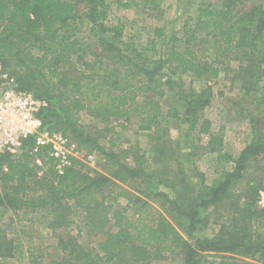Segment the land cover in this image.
Wrapping results in <instances>:
<instances>
[{
    "label": "trees",
    "instance_id": "trees-1",
    "mask_svg": "<svg viewBox=\"0 0 264 264\" xmlns=\"http://www.w3.org/2000/svg\"><path fill=\"white\" fill-rule=\"evenodd\" d=\"M188 19L190 22L171 36L164 27H153L147 44L138 46L124 39V27L113 21L108 0H0V61L4 69L15 78L18 88L47 102L39 113L47 128L69 136L80 147L96 149L101 157L107 156L111 173L93 177L82 171L83 163L78 162L79 169L67 168L53 183L36 184L26 192L28 187L19 186V164L10 161L8 152L0 153V159L10 163L1 184L0 206L26 213L45 210L50 215L48 226L54 230L67 225L75 208L85 210V225L90 234L97 235L99 225L91 224L94 212L104 208L108 196L120 188L116 179L145 175L147 198H161L165 211L151 212L148 201L129 197L121 189L116 194L128 196L138 206L142 227L137 236L130 234L122 240L118 234L104 233L107 241L99 242L104 257L92 256L74 238L64 240L57 235L64 255L52 264H101L104 259V264H109L118 257L121 240L124 246H131L135 238L146 248L154 242L167 244L173 238L174 247L184 252L185 264H203L201 256L206 251L237 252L264 264V239L255 241L252 235L253 226L259 232L264 229V207H257L255 201L264 189L263 174L256 175V164L264 156V135L253 124L255 137L233 159L234 167L221 172L212 184L201 182L197 187L189 179L188 168L200 173L196 157L201 156L200 150L219 152V134L204 145L186 148L183 130L189 123L187 135L196 132L212 100L208 82L228 71L225 66L230 61L245 63L234 71V80L239 79L242 88L264 92V0H205ZM184 76L200 86L188 88ZM168 97L170 103L165 101ZM83 113L93 122L103 123L104 131H114L115 121L124 125L121 120L136 118L138 128L148 132L147 171L141 162L129 165L99 144L86 131L87 126L81 125ZM173 129L177 137L171 135ZM201 132H209L207 124ZM32 144L33 138L25 142ZM47 148L39 156L52 162ZM129 151L144 161L139 146ZM153 163L157 169L149 171ZM248 175L254 177L246 179ZM155 181L170 186L175 198L160 191ZM238 186L240 192H236ZM220 208V218L228 223L222 233L198 237L201 211ZM13 255V241L1 230L0 264ZM36 262L33 258L32 263Z\"/></svg>",
    "mask_w": 264,
    "mask_h": 264
},
{
    "label": "rangeland",
    "instance_id": "rangeland-1",
    "mask_svg": "<svg viewBox=\"0 0 264 264\" xmlns=\"http://www.w3.org/2000/svg\"><path fill=\"white\" fill-rule=\"evenodd\" d=\"M203 1L205 0H108L113 21L122 24L124 27V39L135 42L138 46L147 44L153 27H164L166 34L171 36L175 29H180L184 23L190 22L188 17L196 15V10ZM241 65H245V63L239 65L238 61L228 62L225 66L228 71L224 70L217 78L208 82L212 92V100L202 113V120L197 125L196 132L193 131L192 135L188 136L186 131L189 123L183 120L186 123V126L183 127L186 148L192 145L199 146V143L204 145L211 140L214 134H219L220 142L216 139L220 144V147L217 146L219 152L209 153L200 150L201 156L196 157L200 173H194L188 168L189 179L197 187L198 183L201 182L206 185L212 184L221 175V172L231 170L234 167L233 159L255 137L253 124L264 135V92H261L260 89L257 92L255 90L247 92L241 87L239 79L234 80V71L239 70ZM262 76L264 80V67ZM187 77L190 78L184 76L188 81V88L200 86L196 81L190 82ZM165 101L170 103L172 100L168 97ZM121 122L124 125H119L116 121L112 123L114 131H110V128L104 131V124L93 122L89 115L83 113L80 118L81 125L87 126L86 131L97 138L98 143L106 150L114 152L118 159L127 162L129 165L133 166L141 162L147 171V153L150 150L148 132L138 128L139 122L136 118L129 122L125 120H121ZM205 124H207L208 133L201 132V127ZM171 135L177 137L178 133L173 129ZM133 146H139L140 150L143 151L145 155H141H143L144 161L133 156V152L129 151ZM78 148V157L74 158L71 168L79 169L80 163H83L82 171H86L90 176L111 175L108 166L110 160L107 156H99L96 149L88 150L80 146ZM40 153L32 154L27 146L20 154L9 153L10 161L19 164V169H21L17 174L19 186L20 188L28 187L26 192H30V187H34L36 184L45 181L53 183L57 176L65 172L60 173L54 162L45 156H39ZM102 164H105V167ZM9 165V161L0 159V194L2 193L3 176L9 171ZM154 169H157L155 163L148 168L149 171H154ZM256 170V175L262 173L264 177V156L258 160ZM252 177L254 176L248 175L246 179ZM116 181L121 186L115 189L114 195H109L106 199L104 208L108 206L109 209L101 207L94 212L93 218L95 220L91 224L92 226L99 225V234L97 235L90 234L89 228L85 225V210L81 211L75 208L67 225L54 230L48 226L50 215L45 210L26 213L25 210H14L0 206V231H5L8 240L13 241L14 245L13 258H9L6 264H34L32 263L33 258L37 259L36 264H52L53 261H58L64 252L58 246L57 235H60L64 240L76 239L80 243V247L91 253L92 256L99 254L106 257L105 252L99 246L100 241H107L108 237L107 235L104 236V233L118 234L123 240L130 234L136 237L141 230L138 206H135L128 196L142 197L150 203L151 212L162 210L165 213L161 207V198L156 200L147 198L149 184L145 175H141L137 179H130L125 176L116 179ZM155 184L160 191H165L169 198H175V191L170 186L156 181ZM239 186L236 192H240L241 187ZM121 189L126 191L127 197L116 194ZM106 193H108L107 189ZM255 201L257 207H264V189L260 190ZM219 212H223V209L201 211V222L196 232L198 237H213L222 233L224 226H227L228 223L225 219L220 218ZM168 219L180 233L187 236L174 218L168 216ZM263 231L259 232L256 230V225L253 226L252 235L255 241L264 239ZM122 240L121 245L116 249L119 253L118 257L109 264H185L184 252L182 248L174 247L173 238L167 244L154 242L151 248L141 246L136 238L131 246H124ZM5 244L7 245L6 242ZM5 244L4 247L7 249ZM168 245L171 247L166 248ZM32 253H34L33 257ZM104 260L101 264H104ZM201 260L203 264L218 262L237 264L243 261L258 264L254 259L237 252L206 251L202 254Z\"/></svg>",
    "mask_w": 264,
    "mask_h": 264
},
{
    "label": "built area",
    "instance_id": "built-area-1",
    "mask_svg": "<svg viewBox=\"0 0 264 264\" xmlns=\"http://www.w3.org/2000/svg\"><path fill=\"white\" fill-rule=\"evenodd\" d=\"M45 106L44 99L18 88L0 61V152L20 154L25 142L33 138V144L27 146L30 152L38 154L48 147V154L63 173L78 157L79 148L69 136L44 125L39 113Z\"/></svg>",
    "mask_w": 264,
    "mask_h": 264
}]
</instances>
